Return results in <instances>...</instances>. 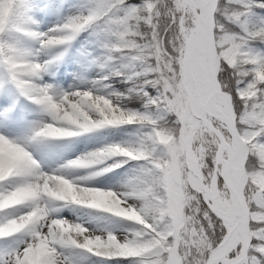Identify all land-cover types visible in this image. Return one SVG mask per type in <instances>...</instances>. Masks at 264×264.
Wrapping results in <instances>:
<instances>
[{"label": "clouds", "instance_id": "obj_1", "mask_svg": "<svg viewBox=\"0 0 264 264\" xmlns=\"http://www.w3.org/2000/svg\"><path fill=\"white\" fill-rule=\"evenodd\" d=\"M10 0L0 2V29ZM97 33L100 77L122 88L56 89L32 83L40 53ZM36 38V56L0 46V61L39 113L0 140L22 160L0 171V264H72L69 249L131 264H249L264 251V21L224 0H90ZM107 89V86H105ZM134 125L128 139L49 164L34 145ZM127 164L111 186H92ZM118 201L113 211L89 193ZM67 208L108 214L118 229L86 226ZM129 255L122 253L127 249Z\"/></svg>", "mask_w": 264, "mask_h": 264}, {"label": "rangeland", "instance_id": "obj_2", "mask_svg": "<svg viewBox=\"0 0 264 264\" xmlns=\"http://www.w3.org/2000/svg\"><path fill=\"white\" fill-rule=\"evenodd\" d=\"M87 4L88 1L86 0H66V7L62 12L53 5L41 7L33 5L25 7L16 16L9 17L8 15L4 27L9 25L11 29H17L20 34L16 40L13 38L8 41L0 40V46L17 52H31L35 57L38 44L36 38L29 35V33L33 31L47 32L61 23L65 17L73 14L78 8ZM4 27L0 29V32L3 31ZM76 37L66 46H56L47 52L40 53L38 59L42 61L47 60L49 63L37 76L28 77V79L32 83L47 84L56 89L66 90L69 87L78 86L93 87L99 92L105 91L106 89L102 83L103 79L100 78L105 69L96 62V58L102 55V53L91 56L89 52H85L78 46L79 43ZM16 94H18L17 97ZM19 98L20 101L18 102ZM38 117L37 106L30 99L29 92L22 89L17 80L13 78L10 70L0 61V132L8 135L23 132ZM114 126V131L111 134L112 142L107 141V128L111 127L108 126L104 129H96L87 133L82 132L75 137L66 138L58 142L38 143L34 145V149L38 157L43 158L49 164L59 163L65 159L73 158L80 153L103 147L106 144L116 143L114 139L122 140L123 133L117 134L119 127L117 125ZM15 153L19 156H16ZM21 160L22 154L14 144L7 140H0V171L14 167ZM121 168H125V170L117 179L125 173L128 165ZM115 182L116 180L109 182L106 173H103L94 180L92 186H111ZM89 195L93 196L98 203L110 207L112 210L122 211L118 208V201L112 199L108 193L97 191L89 193ZM59 214L69 219H84L86 226L94 225L102 227L103 214L98 213L96 210H88L81 213L80 211L63 208L59 209ZM115 229H118V227ZM70 250H67L65 255ZM133 251L131 248L125 250L126 253H132ZM43 255V249H37L30 253V264H40ZM84 264L110 263L105 262L102 258L93 256Z\"/></svg>", "mask_w": 264, "mask_h": 264}, {"label": "trees", "instance_id": "obj_3", "mask_svg": "<svg viewBox=\"0 0 264 264\" xmlns=\"http://www.w3.org/2000/svg\"><path fill=\"white\" fill-rule=\"evenodd\" d=\"M88 3L90 0H86ZM96 2H102V0H96ZM129 3H138L139 0H128ZM226 3H231L234 5L240 6L244 11L245 15L248 17L249 22H260L264 21V0H224ZM44 4L53 5L60 10L65 9L66 2L65 0H12V7L10 10L11 15H15L20 12L23 8L29 7L32 5L42 6ZM1 38H5L7 40L11 39L14 35V31L8 26L5 28L4 33ZM81 47L88 51L90 50L94 55L101 54L103 52L102 46L99 43V39L97 38V33L92 32L89 29H85L81 32V36L79 38ZM253 45L257 49H264V42L259 40H254ZM117 80L116 77H108L102 80L103 86H107L106 90H111L113 88L119 89L123 87V84L115 83ZM119 132L123 133L122 140L115 139L114 141H124L131 137L134 134L135 126L134 125H119ZM110 133L112 132V128L109 129ZM121 172V168L118 169L111 178V180L116 179ZM102 227L109 226L112 228L118 227L116 222L108 217V214H103V222ZM123 255H129L131 252H123ZM97 256L102 258L105 262H109L110 264H131V261L134 258L130 257H122V256H109V255H96L95 253H88L86 250H76L72 249L67 257L74 264H83L87 261L91 256Z\"/></svg>", "mask_w": 264, "mask_h": 264}, {"label": "snow or ice", "instance_id": "obj_4", "mask_svg": "<svg viewBox=\"0 0 264 264\" xmlns=\"http://www.w3.org/2000/svg\"><path fill=\"white\" fill-rule=\"evenodd\" d=\"M0 2H2V0H0ZM10 3L12 5V0H10ZM10 10H11V7L5 9L6 19L10 13ZM248 262L249 264H264V251L250 250L249 255H248Z\"/></svg>", "mask_w": 264, "mask_h": 264}, {"label": "bare ground", "instance_id": "obj_5", "mask_svg": "<svg viewBox=\"0 0 264 264\" xmlns=\"http://www.w3.org/2000/svg\"><path fill=\"white\" fill-rule=\"evenodd\" d=\"M43 25V24H42ZM40 26V25H39ZM3 93V92H2ZM16 156H19L18 154L15 153Z\"/></svg>", "mask_w": 264, "mask_h": 264}]
</instances>
